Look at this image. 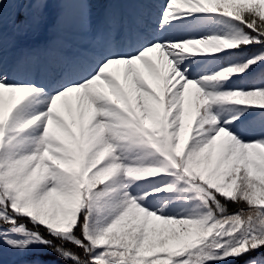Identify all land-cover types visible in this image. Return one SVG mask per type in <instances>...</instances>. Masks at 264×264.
Listing matches in <instances>:
<instances>
[{
	"label": "snow or ice",
	"instance_id": "snow-or-ice-1",
	"mask_svg": "<svg viewBox=\"0 0 264 264\" xmlns=\"http://www.w3.org/2000/svg\"><path fill=\"white\" fill-rule=\"evenodd\" d=\"M0 264H264V0H0Z\"/></svg>",
	"mask_w": 264,
	"mask_h": 264
},
{
	"label": "trees",
	"instance_id": "trees-1",
	"mask_svg": "<svg viewBox=\"0 0 264 264\" xmlns=\"http://www.w3.org/2000/svg\"><path fill=\"white\" fill-rule=\"evenodd\" d=\"M234 208V206H231ZM45 259H49V260H55V257H45Z\"/></svg>",
	"mask_w": 264,
	"mask_h": 264
}]
</instances>
